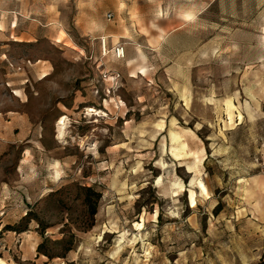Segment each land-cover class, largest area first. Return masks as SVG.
Wrapping results in <instances>:
<instances>
[{
	"label": "rangeland",
	"instance_id": "obj_1",
	"mask_svg": "<svg viewBox=\"0 0 264 264\" xmlns=\"http://www.w3.org/2000/svg\"><path fill=\"white\" fill-rule=\"evenodd\" d=\"M0 264H264V0H0Z\"/></svg>",
	"mask_w": 264,
	"mask_h": 264
},
{
	"label": "bare ground",
	"instance_id": "obj_2",
	"mask_svg": "<svg viewBox=\"0 0 264 264\" xmlns=\"http://www.w3.org/2000/svg\"><path fill=\"white\" fill-rule=\"evenodd\" d=\"M45 76H46V74L43 75V77H45ZM88 111H93L94 114H96V112H97L98 115H99V113H102L103 112V111L101 112L98 109H93V108H89ZM67 125L68 124H67L66 117L65 116L60 117L59 120L55 124V127H56L55 132H56V137L57 138L63 137V135H64V129L67 127ZM172 138H173V140L180 141V137L177 134H173L172 135ZM185 147H186V144L185 143H182L181 144V148H182L181 150L183 151L185 149ZM175 156H179V154L176 153Z\"/></svg>",
	"mask_w": 264,
	"mask_h": 264
},
{
	"label": "trees",
	"instance_id": "obj_3",
	"mask_svg": "<svg viewBox=\"0 0 264 264\" xmlns=\"http://www.w3.org/2000/svg\"><path fill=\"white\" fill-rule=\"evenodd\" d=\"M86 190H90V189H86ZM85 203L87 204V206L89 207V210H90V215H94L95 212H96V208L95 206L91 203L89 197H85ZM28 214V213H27ZM26 214V215H27ZM42 246V243L39 244L38 248H39V251L41 250L40 247ZM42 254L47 256V257H50V255L46 252V251H42Z\"/></svg>",
	"mask_w": 264,
	"mask_h": 264
},
{
	"label": "built area",
	"instance_id": "obj_4",
	"mask_svg": "<svg viewBox=\"0 0 264 264\" xmlns=\"http://www.w3.org/2000/svg\"><path fill=\"white\" fill-rule=\"evenodd\" d=\"M103 47H104V41H103ZM114 53L117 57H123L124 56V47L120 44H118L115 48H114Z\"/></svg>",
	"mask_w": 264,
	"mask_h": 264
},
{
	"label": "snow or ice",
	"instance_id": "obj_5",
	"mask_svg": "<svg viewBox=\"0 0 264 264\" xmlns=\"http://www.w3.org/2000/svg\"><path fill=\"white\" fill-rule=\"evenodd\" d=\"M157 183H159V179H157V181H156ZM201 187H203V185H201Z\"/></svg>",
	"mask_w": 264,
	"mask_h": 264
}]
</instances>
